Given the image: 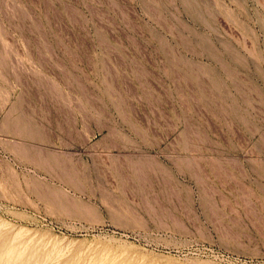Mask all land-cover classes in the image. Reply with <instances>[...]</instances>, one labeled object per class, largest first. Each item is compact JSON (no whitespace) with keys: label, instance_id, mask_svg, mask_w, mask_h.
Segmentation results:
<instances>
[{"label":"rangeland","instance_id":"374dc122","mask_svg":"<svg viewBox=\"0 0 264 264\" xmlns=\"http://www.w3.org/2000/svg\"><path fill=\"white\" fill-rule=\"evenodd\" d=\"M0 254L264 264V0H0Z\"/></svg>","mask_w":264,"mask_h":264},{"label":"bare ground","instance_id":"6f19581e","mask_svg":"<svg viewBox=\"0 0 264 264\" xmlns=\"http://www.w3.org/2000/svg\"><path fill=\"white\" fill-rule=\"evenodd\" d=\"M7 253H9V252H7ZM1 255V254H0Z\"/></svg>","mask_w":264,"mask_h":264}]
</instances>
